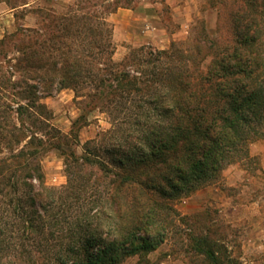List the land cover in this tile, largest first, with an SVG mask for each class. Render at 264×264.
Returning a JSON list of instances; mask_svg holds the SVG:
<instances>
[{"label": "rangeland", "instance_id": "rangeland-1", "mask_svg": "<svg viewBox=\"0 0 264 264\" xmlns=\"http://www.w3.org/2000/svg\"><path fill=\"white\" fill-rule=\"evenodd\" d=\"M186 11L183 26L176 17ZM217 22L209 0H0V158L16 152L30 136L40 139L43 145L33 162L43 185L52 190L44 193L45 207H38L44 226L24 242L30 253L19 255L12 239L16 251L0 253V263L56 264L59 249L78 240L75 225L109 188L106 176L114 166L108 164L107 172L68 156L83 155L86 143L102 147L114 142L134 116L128 104L114 102L109 112L96 100L98 81L112 82L107 66L120 64L145 77L140 72L151 68L146 52L183 49L201 29L214 35ZM13 133H21L20 142ZM243 150L241 160L226 162L215 180L176 199L174 207L180 216L199 214V224L219 227L217 237L236 259L264 264V138ZM98 155L109 162L107 153ZM1 176L4 225L11 218L8 199L25 190L11 188ZM30 182L38 185L36 179ZM189 232L188 224L178 223L154 249L117 264H205L188 251Z\"/></svg>", "mask_w": 264, "mask_h": 264}, {"label": "trees", "instance_id": "trees-1", "mask_svg": "<svg viewBox=\"0 0 264 264\" xmlns=\"http://www.w3.org/2000/svg\"><path fill=\"white\" fill-rule=\"evenodd\" d=\"M209 4L217 9L214 35L201 29L183 49L146 52L151 68L140 72L145 77L111 63L112 82L98 81L95 98L104 108L111 112L114 102H123L135 113L114 142L86 143L83 155H68L79 165L116 170L106 176L109 188L93 201L96 207L75 225L78 240L59 249L56 264H117L154 249L178 223L190 227L188 251L203 263L244 264L217 237L219 227L199 224V214L180 216L174 207L176 199L215 180L226 162L241 160L244 145L264 138V0ZM171 59L178 65L165 67ZM20 134L12 136L20 142ZM42 145L30 136L0 158L1 177L25 190L8 199L11 218L0 223V253L29 254L24 242L44 226L38 207L52 190L33 162ZM101 151L109 162L99 159ZM66 172L71 185L69 167Z\"/></svg>", "mask_w": 264, "mask_h": 264}, {"label": "crops", "instance_id": "crops-1", "mask_svg": "<svg viewBox=\"0 0 264 264\" xmlns=\"http://www.w3.org/2000/svg\"><path fill=\"white\" fill-rule=\"evenodd\" d=\"M138 8H139V6L137 7H135L134 8V10H130L131 11V14L132 15H135L136 14V12L138 11ZM180 8V7H179ZM183 9H185L186 10V7H183ZM193 10V9H192ZM192 10H190V14L192 13ZM189 14V12H185V14H184V16H177L176 17V21L178 22V23H182L181 25H185V24H183L186 20H187V15Z\"/></svg>", "mask_w": 264, "mask_h": 264}]
</instances>
